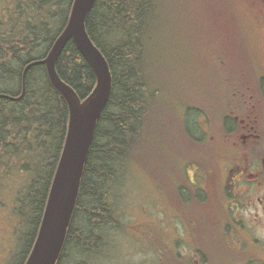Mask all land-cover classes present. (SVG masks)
<instances>
[{"label":"trees","instance_id":"trees-1","mask_svg":"<svg viewBox=\"0 0 264 264\" xmlns=\"http://www.w3.org/2000/svg\"><path fill=\"white\" fill-rule=\"evenodd\" d=\"M5 2L10 7L6 18L0 19V186L14 176L26 178L16 189L12 207V213L25 217L30 225L15 263L23 264L62 148L68 108L50 84L44 65L27 70L21 98L8 97L21 95L25 66L45 57L66 24L72 0ZM159 5L160 0H96L86 16V31L111 71L112 90L95 126L57 264H62L68 247L77 253L99 251L105 228L121 227L108 201L111 186L120 182L119 167L144 155L148 128L156 131L160 125L164 129L163 123L154 122L159 117L164 121L165 116L154 111L158 102L147 63L150 24ZM55 68L80 98L94 85L93 71L72 39L61 50Z\"/></svg>","mask_w":264,"mask_h":264},{"label":"rangeland","instance_id":"rangeland-1","mask_svg":"<svg viewBox=\"0 0 264 264\" xmlns=\"http://www.w3.org/2000/svg\"><path fill=\"white\" fill-rule=\"evenodd\" d=\"M9 7L5 0H0V19L6 18ZM259 10V0H160L150 24L147 63L153 98L158 102L153 105L154 111L165 116L164 121L159 117L154 122H164L173 133L155 132L156 137L144 139L143 156L119 167L120 182L111 186L108 201L121 227L105 228V244L99 251L77 253L68 247L62 264L82 261L87 264H160L161 256L166 264H177V250L182 251L186 259H191L188 248L192 244L184 228L192 232V227L176 218L173 187L184 180L183 171L191 166L188 163L194 158L193 143H199L194 138L202 137L201 130L195 129L197 124L192 122H197L200 111H210L207 101L212 98V93L207 92L217 90L222 77L232 73L228 69L230 44L243 41L253 53L260 50L264 36V8ZM228 19L232 20L231 27ZM235 62V58L230 59L231 64ZM181 117H186V128L193 131L194 138L177 128L176 119ZM201 141L196 164L205 171L207 185L211 192L214 190L211 195L217 199L221 178L217 177L214 166H217V155L222 146L217 142L212 145L204 138ZM194 171L198 173L197 167ZM187 174L192 175L191 167ZM25 181V176H14L6 185L0 186V264H15L19 260L30 230L25 217L12 213L16 189ZM198 184L202 186L199 179ZM176 205L179 206L178 201ZM211 205L209 202L205 209L210 210ZM206 210L199 209V215L204 217L200 219L202 225L196 238L201 233L205 243L210 244L214 258L218 259L216 264H238L230 260L235 256L220 249V236L210 230L218 227L223 218L208 219ZM75 223L79 225L78 219ZM181 239L186 246L180 244L177 249ZM230 247L237 249L234 243H230Z\"/></svg>","mask_w":264,"mask_h":264},{"label":"flooded vegetation","instance_id":"flooded-vegetation-1","mask_svg":"<svg viewBox=\"0 0 264 264\" xmlns=\"http://www.w3.org/2000/svg\"><path fill=\"white\" fill-rule=\"evenodd\" d=\"M263 1L259 0L260 12L264 8ZM227 21L230 26L232 20ZM230 46V59H236L235 63L231 64L230 59L228 62L233 76L226 73L217 90L208 91L212 93V98L207 101L210 111H200L197 122L192 123L197 124L195 129L201 130L208 143L214 145L217 142L222 146L218 159V162L221 159V164L217 162V166H213L219 172L217 177H222L219 186L222 195L217 201L222 212L217 215L223 218L222 224L228 228L211 227L210 230L220 236V246L227 250V254L235 256L232 261L264 264V36L260 50L255 53L243 41ZM177 127L183 131L181 119ZM192 132L186 130L185 134L194 138ZM194 139L200 142L202 138ZM190 183L192 192H195L196 182L190 180ZM207 214L212 217L210 211ZM177 215L182 219L184 213L177 211ZM184 225L192 227V232L184 228L192 244L187 247L191 259H186L182 251L177 250V264L218 263L210 244L204 245L206 240L202 234L196 238L200 231L198 221L195 220L193 226ZM230 243H234L237 249L231 248ZM180 244H184L183 239L177 244V249ZM160 263L166 264L163 256Z\"/></svg>","mask_w":264,"mask_h":264},{"label":"water","instance_id":"water-1","mask_svg":"<svg viewBox=\"0 0 264 264\" xmlns=\"http://www.w3.org/2000/svg\"><path fill=\"white\" fill-rule=\"evenodd\" d=\"M95 1L72 0L67 22L45 57L25 66L21 95L18 98L7 96L12 100L21 98L27 70L32 66L44 65L50 84L68 107V123L62 149L34 241L23 264H57L76 205L95 126L112 90L108 63L85 28L86 16ZM69 39H72L95 77L93 88L83 99L59 77L55 68V62Z\"/></svg>","mask_w":264,"mask_h":264},{"label":"bare ground","instance_id":"bare-ground-1","mask_svg":"<svg viewBox=\"0 0 264 264\" xmlns=\"http://www.w3.org/2000/svg\"><path fill=\"white\" fill-rule=\"evenodd\" d=\"M40 60V59H39ZM35 61V60H34ZM32 62V61H31ZM30 63V62H29Z\"/></svg>","mask_w":264,"mask_h":264}]
</instances>
